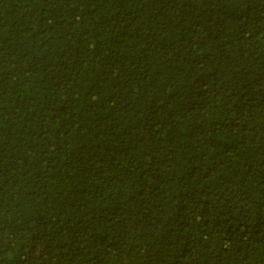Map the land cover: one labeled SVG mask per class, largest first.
I'll return each mask as SVG.
<instances>
[{
	"label": "trees",
	"instance_id": "1",
	"mask_svg": "<svg viewBox=\"0 0 264 264\" xmlns=\"http://www.w3.org/2000/svg\"><path fill=\"white\" fill-rule=\"evenodd\" d=\"M0 264H264V0H0Z\"/></svg>",
	"mask_w": 264,
	"mask_h": 264
}]
</instances>
